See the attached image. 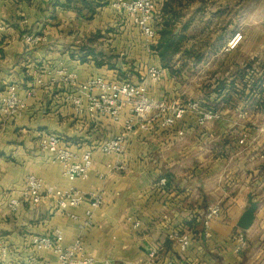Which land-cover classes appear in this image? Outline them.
Returning <instances> with one entry per match:
<instances>
[{
	"label": "crops",
	"instance_id": "obj_1",
	"mask_svg": "<svg viewBox=\"0 0 264 264\" xmlns=\"http://www.w3.org/2000/svg\"><path fill=\"white\" fill-rule=\"evenodd\" d=\"M68 1L0 0V95L14 83L27 103L21 118H0V239L10 247L0 264H60L53 252L37 251L30 244L33 236L54 228L63 232V246L82 237L96 264H264V133L258 130L264 126V8L257 7V0H158V31L169 21L178 37L190 43L164 66L158 52L144 44L139 29L112 8V0H85L95 8L91 19L88 10L80 13ZM259 14L260 26L255 23ZM195 28L204 31L192 33ZM239 31L244 40L228 49ZM29 32L40 34L42 42L26 44L23 36ZM205 39L208 45L200 43ZM130 51L133 63L122 58L128 53L130 59ZM149 57L144 77L121 79L131 70L139 72ZM149 66L162 67L163 77L146 80ZM60 68L80 81L105 75L146 84L156 99L186 96L205 105L221 102L229 107L230 120L199 126L187 116L172 129L131 133L120 157L125 170H110L107 165L117 156L95 149L89 178L70 182L61 165L41 151V135L58 134L66 146L82 152L115 136L121 123L77 116L68 87L36 83L39 73L49 80ZM239 111L247 116L236 125ZM27 174L39 176L45 186L103 191L104 203L94 210L93 225L82 227L88 204L68 209L78 216L74 219L52 198L38 205L24 202L11 212L8 201L19 195ZM163 177L166 186L159 184ZM251 201L258 205L255 219L243 230L238 221ZM217 203L221 213L206 236L204 216ZM135 221L140 222L137 229ZM177 230L191 236L185 251L170 237ZM240 231L248 247L238 253Z\"/></svg>",
	"mask_w": 264,
	"mask_h": 264
},
{
	"label": "built area",
	"instance_id": "obj_2",
	"mask_svg": "<svg viewBox=\"0 0 264 264\" xmlns=\"http://www.w3.org/2000/svg\"><path fill=\"white\" fill-rule=\"evenodd\" d=\"M35 1L48 2L49 0ZM157 2L158 0H112L110 3L112 8L125 15L139 29L150 50L158 44L160 38L157 29ZM242 37L241 33H237L229 42L228 49L236 48ZM42 40V36L35 32L25 33L23 36L26 44L38 45ZM146 74V80H160L164 75V69L160 66H149ZM56 75L55 78L45 80L44 74L39 73L36 83L41 87H47L53 82H59L68 87L69 99L77 116L92 120L108 118L113 123H121V129L115 136L98 142L82 152L66 146L58 134L41 135L39 143L41 151L50 155L51 162L61 165L64 177L70 182L89 178L93 168L95 149L103 154L117 156L118 160L107 165L110 170H125L126 165L120 157L126 150L128 135L131 133L148 132L155 128L172 129L187 116H191L199 126L230 120L225 109L205 105L200 100H186L174 96L156 99L147 93L146 84L129 80L121 81L105 75H96L80 81L66 68L56 70ZM26 109V100L19 96L17 85L10 83L6 93L0 95V118L4 121L21 118ZM123 114L126 117L122 121ZM246 116V111H239L238 119L234 121V124L237 125L246 119ZM258 130L264 133V126ZM178 135L183 136L184 130H179ZM262 156L264 157V149ZM167 182L165 177L159 180L161 186H166ZM49 198H52L56 206L66 213L69 208L88 204L89 208L86 210V218L82 224L84 228L93 225V212L104 203L103 191L99 189L85 193L76 188L62 189L56 186H45L42 178L35 174H27L19 195L9 199L8 208L11 212H17L24 202L38 205ZM221 209L220 204L217 203L206 211L203 220L206 236L209 235L211 221L220 215ZM67 215L74 219L78 218L73 213H67ZM133 226L136 229L139 228L140 222L135 221ZM170 237L176 239L181 251L187 250L190 246L191 236L185 230H177ZM62 240L63 232L59 228H54L52 233L33 236L30 244L37 251L53 252L60 264H96L95 257L86 251L82 237H77L67 246H63ZM237 241L236 252L240 253L248 247V240L243 231L237 234ZM9 250V245L0 239V256H6ZM149 257L153 262L156 251L150 252ZM154 264H171V261L159 260Z\"/></svg>",
	"mask_w": 264,
	"mask_h": 264
},
{
	"label": "trees",
	"instance_id": "obj_3",
	"mask_svg": "<svg viewBox=\"0 0 264 264\" xmlns=\"http://www.w3.org/2000/svg\"><path fill=\"white\" fill-rule=\"evenodd\" d=\"M74 2V7L78 10V12L82 13L83 9L88 10L89 19L96 13L95 8L92 6V3L85 0H69L68 3L71 4ZM76 4H80L77 6ZM159 29V42L156 46L153 47L161 57L164 66H168L176 53L182 47L183 37H178V33L175 28L172 27L169 21L165 22ZM264 68V64L262 66ZM169 184V182H167Z\"/></svg>",
	"mask_w": 264,
	"mask_h": 264
},
{
	"label": "rangeland",
	"instance_id": "obj_4",
	"mask_svg": "<svg viewBox=\"0 0 264 264\" xmlns=\"http://www.w3.org/2000/svg\"><path fill=\"white\" fill-rule=\"evenodd\" d=\"M261 2V3H260ZM257 7L259 8V9H262V8H264V0H257ZM159 20V19H158ZM261 20H262V14H259L258 15V19L255 21V23L258 25V26H260V24H261ZM174 28V27H173ZM250 28H254V27H250ZM255 28H256V26H255ZM201 31H204V29H199V28H195V29H193L191 32L192 33H199V32H201ZM240 32V31H239ZM235 33H237V32H235ZM241 33V32H240ZM141 34V33H140ZM142 36V35H141ZM143 38V37H142ZM201 39V38H200ZM198 40V39H197ZM244 40V37H243V39H242V41ZM143 41H144V38H143ZM187 41V39H185V40H183L182 41V45H184V43H187L186 42ZM229 41V40H228ZM228 41L226 42V44H225V47H227V43H228ZM200 43H204V45H208V41L205 39L204 41H202V42H200ZM144 44H146L145 42H144ZM187 44H190L189 42L187 43ZM199 44V43H198ZM240 44V43H239ZM146 46H147V44H146ZM130 50V48L129 47H126V50L129 52V50ZM138 51H140V49H137L136 50V52H137V55H139V52ZM126 52V51H125ZM130 54H131V58L129 59V57H127V56H129L128 55V53H126V55H124L122 58H126V60H129L131 63H133V61L132 60H134L133 58V56H135L131 51H130ZM151 59V57H149V59L147 60V62H145L144 64H143V66H142V68L141 69H139V72H136V71H134V70H131V72H130V74H128L127 73V75L124 73L123 75L121 74V79H130V80H132V79H134V78H137V77H141V76H143L144 77V71H145V67H146V65H148L149 63H150V60ZM175 59V57L173 58V60ZM141 60V59H140ZM126 63H128V61L126 62ZM141 66V65H140ZM253 70H255V69H253ZM129 71V70H128ZM256 71V70H255ZM173 72H177L176 71V69H173ZM188 74H191V72H190V70H188ZM220 87V86H219ZM224 86H222V88H223ZM183 99H186V100H195L194 98H190V97H186V96H181ZM229 101H226V102H224L225 104H228V105H230L229 103H228ZM235 103V102H234ZM220 104H221V102L219 103V106H217V107H219V108H222V109H228L229 107H226V108H224V107H222V106H220ZM208 105V104H207ZM232 109V108H231Z\"/></svg>",
	"mask_w": 264,
	"mask_h": 264
},
{
	"label": "water",
	"instance_id": "obj_5",
	"mask_svg": "<svg viewBox=\"0 0 264 264\" xmlns=\"http://www.w3.org/2000/svg\"><path fill=\"white\" fill-rule=\"evenodd\" d=\"M258 208V205L255 201H251L249 207L246 209V211L242 214L238 221V227L243 230H248L255 219L256 210Z\"/></svg>",
	"mask_w": 264,
	"mask_h": 264
}]
</instances>
